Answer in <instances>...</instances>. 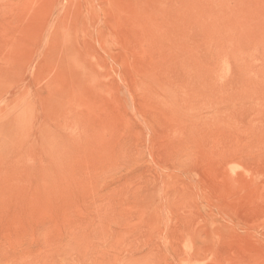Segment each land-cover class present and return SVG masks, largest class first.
Instances as JSON below:
<instances>
[{
    "label": "rangeland",
    "instance_id": "374dc122",
    "mask_svg": "<svg viewBox=\"0 0 264 264\" xmlns=\"http://www.w3.org/2000/svg\"><path fill=\"white\" fill-rule=\"evenodd\" d=\"M264 264V0H0V264Z\"/></svg>",
    "mask_w": 264,
    "mask_h": 264
},
{
    "label": "bare ground",
    "instance_id": "6f19581e",
    "mask_svg": "<svg viewBox=\"0 0 264 264\" xmlns=\"http://www.w3.org/2000/svg\"><path fill=\"white\" fill-rule=\"evenodd\" d=\"M112 264V263H111ZM114 264V263H113Z\"/></svg>",
    "mask_w": 264,
    "mask_h": 264
}]
</instances>
